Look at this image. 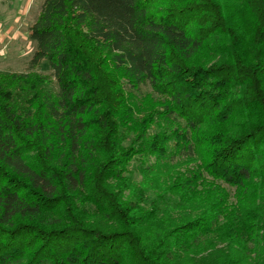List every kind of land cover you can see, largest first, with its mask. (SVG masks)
I'll return each mask as SVG.
<instances>
[{
    "label": "trees",
    "instance_id": "trees-1",
    "mask_svg": "<svg viewBox=\"0 0 264 264\" xmlns=\"http://www.w3.org/2000/svg\"><path fill=\"white\" fill-rule=\"evenodd\" d=\"M28 33L0 264H264V0H42Z\"/></svg>",
    "mask_w": 264,
    "mask_h": 264
},
{
    "label": "rangeland",
    "instance_id": "rangeland-1",
    "mask_svg": "<svg viewBox=\"0 0 264 264\" xmlns=\"http://www.w3.org/2000/svg\"><path fill=\"white\" fill-rule=\"evenodd\" d=\"M41 3L42 0H0V72L27 69L34 47L28 28L36 19ZM39 71L50 73L45 61Z\"/></svg>",
    "mask_w": 264,
    "mask_h": 264
}]
</instances>
